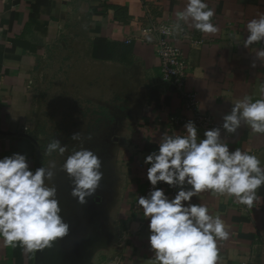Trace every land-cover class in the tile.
<instances>
[{"label":"crops","instance_id":"0c3cea01","mask_svg":"<svg viewBox=\"0 0 264 264\" xmlns=\"http://www.w3.org/2000/svg\"><path fill=\"white\" fill-rule=\"evenodd\" d=\"M34 2L0 0V158L25 154L29 167H38L44 134L35 118L37 71L52 44L70 41L69 57L83 60L82 66L134 70L133 100L120 113L118 132L109 136L120 146L116 157L122 164L124 185L118 189L113 217L107 219V234L87 242L80 259L71 264H155L148 244V221L135 203L137 195L146 194V169L138 164L157 149L163 132L170 134V116L192 117L193 112L183 108L179 95L163 81L156 34L150 28L170 30L185 0H48L32 16ZM206 2L214 10L217 33L206 34L185 25L169 35L186 56V88L196 93L198 108L222 123L237 100L246 95L253 100L264 97V63L255 55L264 43L243 46L246 23L264 13V0ZM221 136L230 151L251 149L264 167V135L242 124L235 134L221 131ZM258 195L261 202L252 208L211 191L192 198V203L207 205L209 213L227 225L229 237L218 241L217 264H264V186ZM70 240L82 242L77 236ZM117 257L120 262L115 261ZM47 262L43 250L29 252L19 244L12 247L0 237V264Z\"/></svg>","mask_w":264,"mask_h":264},{"label":"clouds","instance_id":"9594fccd","mask_svg":"<svg viewBox=\"0 0 264 264\" xmlns=\"http://www.w3.org/2000/svg\"><path fill=\"white\" fill-rule=\"evenodd\" d=\"M215 13L206 0H185V7L175 13L176 19L166 34L180 32L187 25L206 34L218 32L212 22ZM247 36L243 46L264 43V13L246 23ZM151 39V37H149ZM264 63V47L255 53ZM255 63L252 67H255ZM242 124L252 132L264 135V97L250 95L236 101L222 124L198 135L191 120L183 131L163 132L157 149L144 158L146 179L150 188L137 195L136 207L142 209L148 221V244L155 264H217L218 241L227 240L225 221L209 213L203 203H192L193 197L211 191L232 197L239 204L252 208L261 202L258 189L264 186V167L251 149L230 151L224 133L235 134ZM90 138V137H89ZM79 146L68 154L60 170L70 180L71 196L81 205L93 196L104 178L102 160L84 147L80 133L73 134ZM68 151L59 139L51 140L46 154ZM56 164L32 170L25 154L12 153L0 158V237L6 245H21L26 251H38L52 246L65 237L69 225L61 216L57 187L53 181ZM160 183L175 189L169 196Z\"/></svg>","mask_w":264,"mask_h":264},{"label":"rangeland","instance_id":"374dc122","mask_svg":"<svg viewBox=\"0 0 264 264\" xmlns=\"http://www.w3.org/2000/svg\"><path fill=\"white\" fill-rule=\"evenodd\" d=\"M56 45L52 44L45 63L38 66L37 71L39 97L35 118L44 134L37 160L38 167H48L52 162L56 164L51 183L57 187L61 216L68 223L69 232L43 252L50 261L47 264H71L80 259L87 242L99 241L109 230L107 219L113 217L118 189L124 185L122 164L116 157L120 146L109 136L120 129V113L124 111L125 103L133 100L137 74L119 66H82L83 60L69 57L70 41L64 40ZM76 133L84 138V147L100 157L104 172L101 186L93 196L86 198L83 205L71 196L70 180L60 170L65 157L79 146V141L71 139ZM54 138L67 146L64 156L57 152L46 154V146ZM76 236L82 242L70 240Z\"/></svg>","mask_w":264,"mask_h":264},{"label":"built area","instance_id":"2783aa9c","mask_svg":"<svg viewBox=\"0 0 264 264\" xmlns=\"http://www.w3.org/2000/svg\"><path fill=\"white\" fill-rule=\"evenodd\" d=\"M164 27L152 26L150 30L156 34V52L160 61V74L164 82L168 83L182 100L184 109L193 112L192 117L173 115L168 118V126L170 134L179 132L183 129V125L191 120L195 123L198 135L202 138L205 130L213 127H219L222 123L208 113L201 111L196 102V93L186 88V78L188 64L186 56L180 46L166 34ZM223 131V129L221 130ZM149 165H145L143 161L138 164L139 168L147 169ZM158 187L164 188L168 194H174L175 189L169 188L167 185L160 183ZM150 185L145 176V191H149ZM116 262L121 259L117 257Z\"/></svg>","mask_w":264,"mask_h":264},{"label":"trees","instance_id":"16d2710c","mask_svg":"<svg viewBox=\"0 0 264 264\" xmlns=\"http://www.w3.org/2000/svg\"><path fill=\"white\" fill-rule=\"evenodd\" d=\"M48 3H49L48 0H35V2L31 4V8H32V13L31 14H32V16H34L35 11L37 10V7L40 4H46L47 5ZM97 41H99V40H97ZM98 58L102 59L101 55L99 56V53H98Z\"/></svg>","mask_w":264,"mask_h":264}]
</instances>
